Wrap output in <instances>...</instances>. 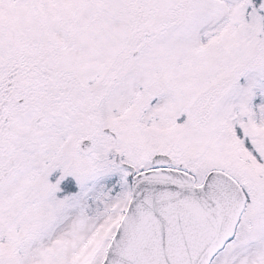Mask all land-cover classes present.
<instances>
[{
	"label": "snow or ice",
	"instance_id": "obj_1",
	"mask_svg": "<svg viewBox=\"0 0 264 264\" xmlns=\"http://www.w3.org/2000/svg\"><path fill=\"white\" fill-rule=\"evenodd\" d=\"M0 264H264V0H0Z\"/></svg>",
	"mask_w": 264,
	"mask_h": 264
}]
</instances>
